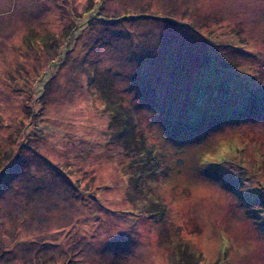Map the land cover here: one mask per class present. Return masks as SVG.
Returning a JSON list of instances; mask_svg holds the SVG:
<instances>
[{"label": "rangeland", "instance_id": "rangeland-1", "mask_svg": "<svg viewBox=\"0 0 264 264\" xmlns=\"http://www.w3.org/2000/svg\"><path fill=\"white\" fill-rule=\"evenodd\" d=\"M0 264H264V0H0Z\"/></svg>", "mask_w": 264, "mask_h": 264}, {"label": "trees", "instance_id": "trees-1", "mask_svg": "<svg viewBox=\"0 0 264 264\" xmlns=\"http://www.w3.org/2000/svg\"><path fill=\"white\" fill-rule=\"evenodd\" d=\"M112 112H115V111H112ZM118 113V112H117ZM114 115V114H113ZM125 121H127V118H125Z\"/></svg>", "mask_w": 264, "mask_h": 264}]
</instances>
